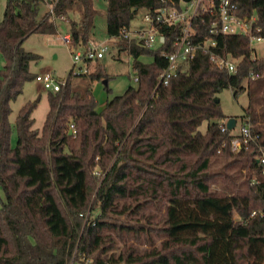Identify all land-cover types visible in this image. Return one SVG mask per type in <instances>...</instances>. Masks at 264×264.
<instances>
[{"label": "trees", "instance_id": "obj_1", "mask_svg": "<svg viewBox=\"0 0 264 264\" xmlns=\"http://www.w3.org/2000/svg\"><path fill=\"white\" fill-rule=\"evenodd\" d=\"M106 1L107 33L120 37L119 48L134 57L138 85L99 108L91 87L80 92L68 80L48 92L41 132L33 128L36 103L20 109L12 146L11 104L37 76L30 63L39 55L24 41L33 33H57L60 21L69 24V48L87 47L97 10L94 0H53V9L41 14L44 0H7L0 22V184L6 196L0 264H264V172L257 160L264 147V56H252L248 35L215 34V50L239 60L237 72L200 50L184 72L159 84L167 66L163 53L172 51L176 32L163 27L168 41L156 50L121 33L140 8L160 0ZM237 2L242 16L256 12L253 34L264 39V0ZM202 18L196 42L210 35ZM145 54L154 60L140 61ZM99 67L92 80L108 78ZM225 88L249 96L245 117L257 139L239 151L232 150L233 129L222 130L228 116L219 93ZM219 158L227 160L225 167L239 165L241 183L227 192L211 187V166ZM120 241L122 250L111 252Z\"/></svg>", "mask_w": 264, "mask_h": 264}, {"label": "rangeland", "instance_id": "obj_2", "mask_svg": "<svg viewBox=\"0 0 264 264\" xmlns=\"http://www.w3.org/2000/svg\"><path fill=\"white\" fill-rule=\"evenodd\" d=\"M53 1V0H52ZM7 0H0V22L4 18V9ZM97 14L95 16V27L93 30V41L96 45L105 44L109 47L103 58L90 62L80 61L75 62L73 53L84 51L86 47L72 46L69 48L68 43L64 39L69 32V24L66 22H58L59 30L54 34L33 33L23 43L26 50L32 51L39 55V58L31 61L30 71L32 74H40L51 72L54 78L58 81H68L73 89L80 92L85 91L88 87L92 88L93 94L98 102V107L103 108L104 104L113 99L115 96L122 95L130 86H137L135 81L136 70L133 67L134 57L129 51L120 49L118 44L120 37H112L107 33V1L94 0ZM50 0H44L41 5V14L50 9ZM147 10L140 8L135 18L130 24V31L142 26ZM255 15L256 12H254ZM253 47V57L264 56V39H251ZM156 50V49H152ZM144 63H151L154 60V55L145 54L139 58ZM239 60H237L238 63ZM4 65V58L0 55V69ZM104 67V73L108 74V78L92 80L91 75L99 70V66ZM87 69V72L85 71ZM107 80V83H105ZM247 81V80H246ZM245 81V83H246ZM48 92L42 88L41 84L35 79L28 80L25 83L24 91L18 98L12 102V113L9 121L12 126L11 145L17 143L18 133L16 130V119L20 109L28 102H35L36 107L33 111L34 125L33 128L41 132L47 113L49 111ZM221 100V108L223 113L229 117L236 118V126L233 129L234 133H239L240 127L245 123L246 108L249 106V96L247 91L235 96L231 88H225L219 93ZM209 121L205 120L200 125L199 130L205 132L208 128ZM73 132V131H72ZM211 166V187L216 192L230 191L234 184L239 185L242 178L239 176V168L237 163H233L225 167L227 160L219 158ZM231 178V180H229ZM228 187V188H226ZM6 200L5 193L0 184V202ZM98 211H96L97 213ZM139 248H145L147 245L143 242L130 241ZM157 245H160L158 241ZM124 244L119 242L117 248L111 252H120ZM83 259V257L81 258ZM75 264H81L76 262Z\"/></svg>", "mask_w": 264, "mask_h": 264}, {"label": "built area", "instance_id": "obj_3", "mask_svg": "<svg viewBox=\"0 0 264 264\" xmlns=\"http://www.w3.org/2000/svg\"><path fill=\"white\" fill-rule=\"evenodd\" d=\"M53 9V2H50ZM146 14L142 26L133 31L123 29L121 35L127 39H134L149 49H159L167 44L168 37L162 30L163 27H172L176 32L171 52L164 51L167 58V66L161 72L159 84L167 85L179 73L186 70V65L193 60L200 50L208 52L210 59L220 68L226 69L230 73L237 72V59L226 52L221 54L215 50L218 41L215 34L224 35H248L258 38L253 34L257 15L242 16L237 0H160V5L156 7H146ZM204 15L203 22L209 24L210 35L202 41H195L198 33L196 21ZM66 41L69 35L64 37ZM109 47L105 44L96 45L90 43L84 51L73 53L75 62L87 60H98L104 57ZM87 71V69H85ZM253 78L257 75L252 74ZM36 80L46 91H59L66 85L67 81H58L51 72L37 74ZM138 83L139 77L135 76ZM253 124L249 119L240 127L239 133H235L232 140V150L239 151L244 144L256 141L257 135L253 133ZM75 132L74 125H71ZM225 123L222 130H227ZM258 162L263 166L264 172V147H260L257 154ZM255 181H252L254 183ZM256 211L253 212L255 214Z\"/></svg>", "mask_w": 264, "mask_h": 264}, {"label": "water", "instance_id": "obj_4", "mask_svg": "<svg viewBox=\"0 0 264 264\" xmlns=\"http://www.w3.org/2000/svg\"><path fill=\"white\" fill-rule=\"evenodd\" d=\"M136 8H133L132 11H135ZM105 83H107V80H105ZM227 128L232 130L236 126V118L235 117H229L226 121ZM72 133V130H70V134Z\"/></svg>", "mask_w": 264, "mask_h": 264}, {"label": "crops", "instance_id": "obj_5", "mask_svg": "<svg viewBox=\"0 0 264 264\" xmlns=\"http://www.w3.org/2000/svg\"><path fill=\"white\" fill-rule=\"evenodd\" d=\"M52 0H50V2H51ZM67 35H69V34H67Z\"/></svg>", "mask_w": 264, "mask_h": 264}]
</instances>
